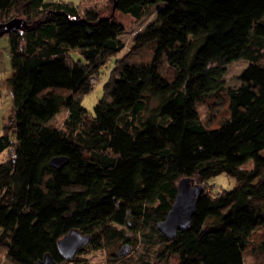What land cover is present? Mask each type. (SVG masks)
Instances as JSON below:
<instances>
[{
    "label": "trees",
    "instance_id": "16d2710c",
    "mask_svg": "<svg viewBox=\"0 0 264 264\" xmlns=\"http://www.w3.org/2000/svg\"><path fill=\"white\" fill-rule=\"evenodd\" d=\"M152 8L123 53L119 15ZM15 17L30 27L4 35L11 74L0 97L7 87L13 105L0 135L10 154L0 161V264L48 252L63 261L58 241L72 228L92 238L71 264L92 249L109 251L96 264L264 255V0H0V21ZM237 60L248 63L233 87L224 75ZM109 65L90 111L83 97ZM58 156L61 168L50 164ZM222 173L233 188L209 184ZM186 176L205 188L191 227L168 238L158 222ZM125 244L138 256H117Z\"/></svg>",
    "mask_w": 264,
    "mask_h": 264
},
{
    "label": "rangeland",
    "instance_id": "374dc122",
    "mask_svg": "<svg viewBox=\"0 0 264 264\" xmlns=\"http://www.w3.org/2000/svg\"><path fill=\"white\" fill-rule=\"evenodd\" d=\"M67 1L74 2L75 4L81 2V0H67ZM154 10L155 9L152 8L149 14L145 15L142 19L139 20L134 19L131 16L119 15V17L122 19L124 24V31L121 34V38L125 41L126 48L124 49L123 53L127 52L128 48L131 47L135 36L139 34L141 31H143L145 27L148 25V23L154 19L155 17ZM247 63L248 62L246 60H237L227 66V71L224 75V79L226 80L227 85L233 87L239 85L240 83L239 75L242 72V70L246 67ZM109 68L110 65L102 69V73L99 76H96L94 79V87L92 91L83 97L82 105L90 111H93L95 104L97 103L99 98L103 96L104 93L103 84L109 75L110 72ZM10 74H11V57L9 53V41H8V37L3 35L2 37H0V81L4 82V80L8 76H10ZM2 91L3 94L0 97V135L3 133V126H4L3 124L5 122V118L6 116H8L13 105L12 95L8 90V88L3 87ZM65 117H66V113L60 112L56 115V118L54 119L53 122L61 125L63 124ZM9 156H10L9 152L4 151L3 153L0 154V161L2 159H6ZM209 184L214 185L216 190H219L220 188L231 189L235 186L236 179L234 177L228 176L225 173H222L211 178L209 180ZM155 247L156 246H154L153 248ZM146 248H148L147 245L146 247H143V249L145 250ZM134 252L135 251L131 247V250L129 252L130 254L129 253L126 254L127 257H130L131 255L134 254H136L135 256H138L137 251L135 253ZM81 256L87 259L85 264H96L98 262H107L110 260L109 251L102 249L99 250L92 249L88 253H84ZM244 261L245 264H264V255L261 251L244 252Z\"/></svg>",
    "mask_w": 264,
    "mask_h": 264
},
{
    "label": "water",
    "instance_id": "95a60500",
    "mask_svg": "<svg viewBox=\"0 0 264 264\" xmlns=\"http://www.w3.org/2000/svg\"><path fill=\"white\" fill-rule=\"evenodd\" d=\"M24 27H30L25 18L15 17L6 22L0 21V37ZM67 162L68 158L66 156H58L52 158L50 164L56 168H61ZM177 188L175 201L168 211L166 218L158 222L159 230L168 238H174L180 229L191 227L192 217L197 210L199 197L205 187L202 183H194L193 177L186 176L178 181ZM91 238V234L83 233L78 228H72L58 241V249L64 260L57 261L48 252L36 264H71L67 260L74 258L78 250L89 243ZM130 250L131 245L125 244L116 254L117 256L126 255Z\"/></svg>",
    "mask_w": 264,
    "mask_h": 264
}]
</instances>
